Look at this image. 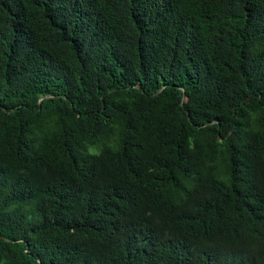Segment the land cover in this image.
<instances>
[{"label": "trees", "instance_id": "obj_1", "mask_svg": "<svg viewBox=\"0 0 264 264\" xmlns=\"http://www.w3.org/2000/svg\"><path fill=\"white\" fill-rule=\"evenodd\" d=\"M0 264H264V0H0Z\"/></svg>", "mask_w": 264, "mask_h": 264}]
</instances>
